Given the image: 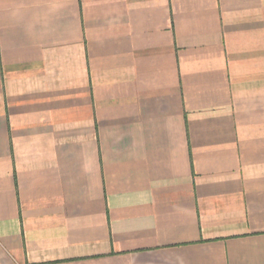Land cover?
I'll use <instances>...</instances> for the list:
<instances>
[{
    "label": "crops",
    "instance_id": "0c3cea01",
    "mask_svg": "<svg viewBox=\"0 0 264 264\" xmlns=\"http://www.w3.org/2000/svg\"><path fill=\"white\" fill-rule=\"evenodd\" d=\"M0 264H264V0H0Z\"/></svg>",
    "mask_w": 264,
    "mask_h": 264
}]
</instances>
